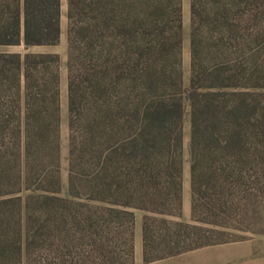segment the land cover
<instances>
[{"label":"trees","instance_id":"obj_1","mask_svg":"<svg viewBox=\"0 0 264 264\" xmlns=\"http://www.w3.org/2000/svg\"><path fill=\"white\" fill-rule=\"evenodd\" d=\"M61 6L0 0V45L58 44ZM190 9L186 85L183 0H68L66 194L60 55L0 52V264H132L135 210L147 262L254 229L231 220L264 197V44L240 39L264 0Z\"/></svg>","mask_w":264,"mask_h":264},{"label":"rangeland","instance_id":"obj_2","mask_svg":"<svg viewBox=\"0 0 264 264\" xmlns=\"http://www.w3.org/2000/svg\"><path fill=\"white\" fill-rule=\"evenodd\" d=\"M61 38L58 44L51 46H37L32 48H26L25 45H0V52H20L26 53L28 51L39 52L48 51L58 53L61 58L60 63V73H61V108H62V176L64 187L62 189V194H66L67 191V173H68V86H67V11H68V0H61ZM184 9V32H183V67H184V82L186 85L189 84L190 79V65H191V13H190V2L189 0H183ZM252 12L247 11L242 17V23L247 22L249 16ZM259 19L251 24V28L241 30L240 39L241 42L249 44L253 51L259 48L261 44H264V21L263 13L260 14ZM262 93H264V87L258 88ZM185 137V162L183 168V207L182 214L180 217L175 219L183 221H191L192 209H191V183H190V162H189V141H190V117L189 114L185 118L184 127ZM245 204V201H241V206ZM257 212L255 214L252 212H245L241 207V211L237 216H235L231 223L241 224L242 226H250L254 229L252 230H232L225 237L229 241L224 242L225 244L231 245L229 248L231 257L233 260L236 259H251L256 258L264 262V197L259 194L258 197ZM143 211V210H142ZM142 211L136 210V217L140 218ZM246 215V216H245ZM253 216V217H252ZM248 217V218H245ZM241 219V220H240ZM137 231V223L135 218L134 224V245H135V235ZM222 243V244H224ZM184 262L186 264H191L193 261H197L202 258L196 256H184Z\"/></svg>","mask_w":264,"mask_h":264},{"label":"crops","instance_id":"obj_3","mask_svg":"<svg viewBox=\"0 0 264 264\" xmlns=\"http://www.w3.org/2000/svg\"><path fill=\"white\" fill-rule=\"evenodd\" d=\"M190 13H191V10H190ZM183 23H184V9H183ZM144 215H145V212L142 211L140 218L136 217V210H135L137 231L135 235L134 261L132 264H186L184 262L183 257L188 256V255L202 258L197 261L191 262V264H264L263 261L256 259V258L233 260L231 257V254L230 253L228 254V252H230L229 248H231V245L225 244V243L208 245V246H204L201 248H197L194 250L184 252L176 256L147 262L145 261V258H144V239H143Z\"/></svg>","mask_w":264,"mask_h":264}]
</instances>
